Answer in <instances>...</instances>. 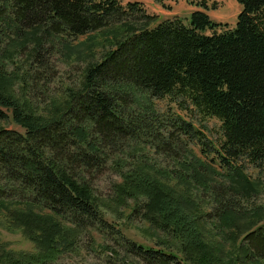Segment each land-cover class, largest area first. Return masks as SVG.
Here are the masks:
<instances>
[{
    "label": "trees",
    "instance_id": "trees-1",
    "mask_svg": "<svg viewBox=\"0 0 264 264\" xmlns=\"http://www.w3.org/2000/svg\"><path fill=\"white\" fill-rule=\"evenodd\" d=\"M154 1L169 9L165 2L177 0ZM235 1L233 28L218 32L203 11L184 23L148 16L136 2L0 0V121L10 114L24 130L0 128V226L22 231L34 246L13 252L0 241V264H52L77 249L90 223L106 226L101 213L119 217L127 199L141 198L146 232L167 236L158 249L130 241L129 254L142 264H264V207L236 209L224 198L251 199L264 186L245 173L264 166V0ZM95 35L114 47L86 67L81 90L45 107L33 102L31 82L49 70L44 40L61 42L66 54L74 51L70 40L87 37L88 46ZM178 95L220 122L222 141L220 172L189 151L174 183V173L131 151L168 153L194 137L179 117L163 123L151 99ZM107 164L121 180L102 198L88 179ZM210 191L213 213L201 196Z\"/></svg>",
    "mask_w": 264,
    "mask_h": 264
},
{
    "label": "rangeland",
    "instance_id": "rangeland-1",
    "mask_svg": "<svg viewBox=\"0 0 264 264\" xmlns=\"http://www.w3.org/2000/svg\"><path fill=\"white\" fill-rule=\"evenodd\" d=\"M119 2L122 6L136 2L141 5L148 16L155 17L158 20L178 18L184 23L188 22L192 12L203 11L208 14L214 23L221 25L217 29L218 32L233 28L236 17L240 12V6L235 0L166 1L165 5L169 9L163 8L154 0H119ZM201 4L206 5L207 10L203 9L200 6ZM214 4L215 9L213 10ZM86 38L78 37L70 40L69 43L73 46L72 49L74 51L66 52V54L62 51L61 42L53 40L49 45L46 39L44 40L43 47L52 49L51 56L47 59L49 70L44 76L40 74L39 81L31 82L28 96L33 102L40 107H45L50 98L63 100L67 99L69 90L80 91L82 88V76L86 67L91 63L99 61L108 50L114 47L110 43L102 44L98 37L93 41V44L90 42L87 46ZM109 38L111 39V36ZM24 49L23 52H26V54L22 53L19 57L20 60L27 56L32 49V44H28ZM23 69L29 70L30 68L26 64L23 66ZM8 70H11V67ZM151 99L155 109L161 115L159 117L163 123H169L167 120L179 117L185 122L192 123L195 131L194 137L187 139V143L181 149H177V146H175L176 150L168 153L156 152L151 148L131 152H137V158L147 157L146 160L159 169L174 173V183L177 180L178 174L182 173L179 163L184 158H187L186 156L190 153L189 151H192L197 158L205 161L209 167L219 171V164L214 162V160L216 157L215 149H217V145L222 141L220 122L216 118L204 117L199 114L193 109L190 102L180 95L165 97L163 99ZM0 128L24 133L23 129L13 123L10 114L9 118L0 121ZM131 149L132 147L125 148L122 150V153L126 155ZM205 150L206 153L203 152ZM127 169L128 166L121 173L127 171ZM215 170L214 174L218 173ZM245 173L252 181L259 179L264 184V166L259 169L245 166ZM214 179L217 182L225 183V180L219 176L214 175ZM88 180L96 196L111 198L114 193L115 184L121 178L120 173L109 168V164H107V167L103 171ZM214 195L213 191L201 195L203 200L208 202L207 209L210 212L212 211V213L218 208L213 202ZM224 198L226 201L232 202L231 205L236 209L250 210L255 206L264 207V186L262 192L251 199L244 200L234 195H226ZM144 204L145 200L143 198L136 201L127 199L126 206L124 207L126 209L122 214H119V217L113 215L108 210L104 211V213H101V216L105 219L106 226L97 221L90 223L79 236L77 249L63 254L52 264H123L127 261H135L137 264H142L137 258L129 254L130 241L149 248L158 249L155 244L156 241L167 238L166 234L160 230H151V235L146 232L148 226L143 222L142 218ZM262 221L264 222V219ZM0 241L4 242L7 248L13 252H32L34 249L33 244L19 230H7L0 226Z\"/></svg>",
    "mask_w": 264,
    "mask_h": 264
},
{
    "label": "crops",
    "instance_id": "crops-1",
    "mask_svg": "<svg viewBox=\"0 0 264 264\" xmlns=\"http://www.w3.org/2000/svg\"><path fill=\"white\" fill-rule=\"evenodd\" d=\"M235 24V23H234Z\"/></svg>",
    "mask_w": 264,
    "mask_h": 264
}]
</instances>
